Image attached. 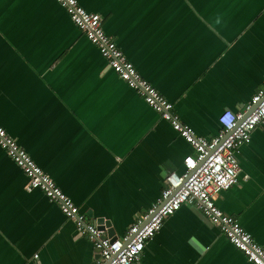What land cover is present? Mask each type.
Listing matches in <instances>:
<instances>
[{"label": "crops", "instance_id": "obj_1", "mask_svg": "<svg viewBox=\"0 0 264 264\" xmlns=\"http://www.w3.org/2000/svg\"><path fill=\"white\" fill-rule=\"evenodd\" d=\"M198 135L264 89V0H78ZM0 123L118 236L195 150L110 67L57 0H0ZM217 198L264 247V123ZM248 175V178H245ZM0 145V264H94L92 241ZM35 254H38L36 257ZM133 264H254L184 203Z\"/></svg>", "mask_w": 264, "mask_h": 264}, {"label": "built area", "instance_id": "obj_2", "mask_svg": "<svg viewBox=\"0 0 264 264\" xmlns=\"http://www.w3.org/2000/svg\"><path fill=\"white\" fill-rule=\"evenodd\" d=\"M57 1L98 47L110 67L162 118L171 123L192 145L195 153L185 157L181 172L170 171L165 175L164 186L157 200L136 217L124 235L113 239L107 234L106 228H101L96 221L89 220L80 211L72 198L0 123V145L28 176L26 189H41L67 217L74 220L77 233L88 237L98 252L94 264L138 262L146 242L161 230L164 220L184 203L193 204L204 213L249 261L264 264V247L241 225L237 217L226 213L216 202L223 191L239 181L241 147L251 141L252 132L264 123V89L254 93L243 109L224 110L219 116L221 130L218 134L212 137L198 135L191 125L182 121L174 110L173 103L141 75L116 41L105 31L100 13L88 11L78 0Z\"/></svg>", "mask_w": 264, "mask_h": 264}, {"label": "water", "instance_id": "obj_3", "mask_svg": "<svg viewBox=\"0 0 264 264\" xmlns=\"http://www.w3.org/2000/svg\"><path fill=\"white\" fill-rule=\"evenodd\" d=\"M96 222L99 224L101 228L107 229V234L112 237L113 239L117 238V234L115 229L111 226L110 221H106L103 217H99Z\"/></svg>", "mask_w": 264, "mask_h": 264}]
</instances>
